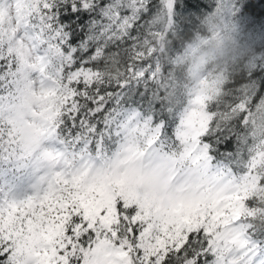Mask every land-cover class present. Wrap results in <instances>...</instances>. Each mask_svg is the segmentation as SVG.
<instances>
[{
    "label": "snow or ice",
    "instance_id": "snow-or-ice-1",
    "mask_svg": "<svg viewBox=\"0 0 264 264\" xmlns=\"http://www.w3.org/2000/svg\"><path fill=\"white\" fill-rule=\"evenodd\" d=\"M212 14L258 55L194 90ZM54 149L110 158L0 197V264H264V0H0V153Z\"/></svg>",
    "mask_w": 264,
    "mask_h": 264
},
{
    "label": "rangeland",
    "instance_id": "rangeland-1",
    "mask_svg": "<svg viewBox=\"0 0 264 264\" xmlns=\"http://www.w3.org/2000/svg\"><path fill=\"white\" fill-rule=\"evenodd\" d=\"M218 25L206 38L198 39L186 47L181 58L190 66L192 87L194 90H213L225 63L239 53V47L245 42L247 32L231 16L217 14ZM180 59V60H182ZM211 80V81H209ZM59 153L55 160H43L37 156L20 157L0 153V197L23 199L35 195L46 186L47 182L57 173L75 171L85 166H102L110 157L107 152H77L54 149ZM113 172L125 165L122 159L113 160ZM118 185L123 179L115 181ZM107 196L106 190L98 189ZM91 204V201H88Z\"/></svg>",
    "mask_w": 264,
    "mask_h": 264
},
{
    "label": "trees",
    "instance_id": "trees-1",
    "mask_svg": "<svg viewBox=\"0 0 264 264\" xmlns=\"http://www.w3.org/2000/svg\"><path fill=\"white\" fill-rule=\"evenodd\" d=\"M217 16V14H212L210 16L205 17L200 23V31L195 32L193 34L192 39L186 42L184 47L179 52L174 53L169 58V62L173 65L175 71L179 73L181 85H185L188 87L192 85V76H190V66L187 65V63L181 58V56L184 54V51L188 45L193 44L198 39L206 38L208 35L213 33L212 31L217 28V25L219 24ZM244 39H246L245 42L237 43L238 45L243 43L242 46L239 47V53H237L233 58H231L228 62L225 63L224 69L221 70L219 77L216 79L211 77L212 80H215L213 81V86L215 87L214 89H218L219 86H221L228 79L229 75L233 70L238 71L239 68L247 66L248 62L258 55L254 50L253 40L250 39L249 36H245ZM160 47L161 49H164L166 45L161 41ZM77 152L87 151L76 150L75 153Z\"/></svg>",
    "mask_w": 264,
    "mask_h": 264
}]
</instances>
